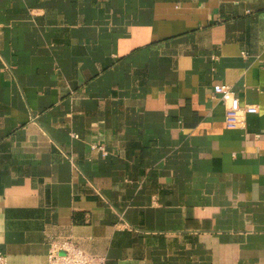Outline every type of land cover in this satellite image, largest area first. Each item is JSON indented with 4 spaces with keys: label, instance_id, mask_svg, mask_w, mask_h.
<instances>
[{
    "label": "crops",
    "instance_id": "crops-1",
    "mask_svg": "<svg viewBox=\"0 0 264 264\" xmlns=\"http://www.w3.org/2000/svg\"><path fill=\"white\" fill-rule=\"evenodd\" d=\"M216 85L256 107L244 127ZM64 240L264 264V0H0V253Z\"/></svg>",
    "mask_w": 264,
    "mask_h": 264
},
{
    "label": "built area",
    "instance_id": "built-area-1",
    "mask_svg": "<svg viewBox=\"0 0 264 264\" xmlns=\"http://www.w3.org/2000/svg\"><path fill=\"white\" fill-rule=\"evenodd\" d=\"M212 98L223 103L224 125L234 129L245 126L247 115L257 112L252 104H241L233 88L228 85H216L213 87ZM92 149L106 153L102 146L92 145ZM0 264H6L4 256L0 253ZM46 264H105V258L93 256L83 251L69 240L50 242L47 252Z\"/></svg>",
    "mask_w": 264,
    "mask_h": 264
}]
</instances>
